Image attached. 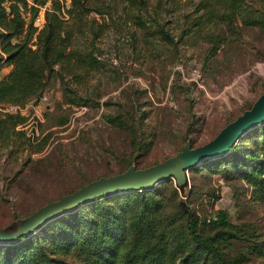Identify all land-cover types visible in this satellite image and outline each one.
I'll use <instances>...</instances> for the list:
<instances>
[{
  "label": "rangeland",
  "instance_id": "obj_1",
  "mask_svg": "<svg viewBox=\"0 0 264 264\" xmlns=\"http://www.w3.org/2000/svg\"><path fill=\"white\" fill-rule=\"evenodd\" d=\"M27 2L26 21L33 0ZM50 5V0L39 4L33 25ZM111 12H104V22L92 11L80 30L74 26L72 42L87 46L88 63L65 69L55 64L33 97L8 101L21 109L0 107V225L99 175L161 160L186 139L193 145L208 140L264 89V25L245 21L264 17V0H241L235 19L214 18L217 11L199 8L197 0H147L139 11L143 24L123 3ZM153 17L171 42L155 30ZM11 67L4 62L0 78ZM42 93L47 101H39ZM107 114L125 124L108 121ZM261 135L258 125L251 127L226 154L189 167L183 185L170 177L147 188L145 197L136 191L100 197L57 213L23 242L36 235L53 251L55 243L80 238L92 225L128 230L143 214L144 201L155 202L158 215L177 222L176 234L183 235L186 220L196 214L199 230L214 235L218 226L208 219L223 208L232 226L218 243L228 264H264V202L251 195L241 174L249 162L246 153L258 148ZM139 241L146 239L132 243ZM7 243L0 242V264H17ZM255 243L262 245L259 252ZM74 249L53 255L75 262Z\"/></svg>",
  "mask_w": 264,
  "mask_h": 264
},
{
  "label": "trees",
  "instance_id": "obj_2",
  "mask_svg": "<svg viewBox=\"0 0 264 264\" xmlns=\"http://www.w3.org/2000/svg\"><path fill=\"white\" fill-rule=\"evenodd\" d=\"M45 1L33 0L30 4L32 15L26 21L22 9L27 6V0H8V3L0 0V69L4 62L12 64L9 72L0 78V103L25 101L33 97L44 87L45 74L54 70L55 64L65 69L67 64H86L90 61L86 57L90 53L87 46L72 42L75 28L80 30L90 12L101 13L105 22L104 12L111 14V11L117 10L119 3H123L127 11H131L130 14L135 16L136 22H145L139 11L146 7L147 0H70L68 5L61 0H50L51 5L44 11L43 25L37 28L33 25L32 17L39 4ZM197 4L210 14L217 11L214 18L218 15V18L222 19H235L241 0H197ZM153 18L156 21L155 30L171 42V36L163 29L164 24L159 23L157 17ZM245 21L264 25V17L261 16L253 15V19L246 18ZM106 118L115 124H125L117 115L107 114ZM258 126L262 131L258 148L246 153L249 162L244 165L241 174L251 186V195L264 202V121ZM235 146L234 143L232 148ZM146 189L105 193L79 202L64 212L73 211L113 193L136 191L145 197ZM159 208L161 207L155 202L151 204L144 201L141 207L143 214L134 218L128 230L117 231L106 225H92L80 238H69L55 243V250L63 255L71 252V248L75 246L72 253L76 257L75 262H66L54 256L56 251L46 248L37 240L36 235L33 239L36 240L35 245L31 239L23 242L28 237L26 234L18 236L7 245L12 249L10 253L16 255L17 264H228L223 247L218 243L220 238L227 237L229 227L232 226L225 209H218L214 217L208 219L211 226H218L214 235L199 230L196 214H191L186 220V231L181 235L174 231L177 228L176 221L158 215ZM137 237L145 238V244L141 245L139 241L138 246L134 245L132 241ZM254 247L258 252L262 249V245L258 243H255ZM209 261L213 263H208Z\"/></svg>",
  "mask_w": 264,
  "mask_h": 264
},
{
  "label": "water",
  "instance_id": "obj_3",
  "mask_svg": "<svg viewBox=\"0 0 264 264\" xmlns=\"http://www.w3.org/2000/svg\"><path fill=\"white\" fill-rule=\"evenodd\" d=\"M264 121V89L251 105L223 124L208 140L193 145L186 139L174 153L144 166L130 163L125 169L92 178L75 189L51 199L30 213L0 225V242L14 241L40 226L44 221L64 212L79 202L105 193L129 189L149 188L174 177L177 185L187 181V169L207 159L225 154L248 129Z\"/></svg>",
  "mask_w": 264,
  "mask_h": 264
},
{
  "label": "built area",
  "instance_id": "obj_4",
  "mask_svg": "<svg viewBox=\"0 0 264 264\" xmlns=\"http://www.w3.org/2000/svg\"><path fill=\"white\" fill-rule=\"evenodd\" d=\"M34 19L36 20L37 27L40 28L43 25V22L45 20L44 10H41L40 14L38 13ZM38 25H40V26H38ZM47 100H48V98H47L46 93H42L39 96V101H47ZM0 104L2 105L0 107L3 110L17 111L18 109H21L20 105L18 103H14V102H5V103H0Z\"/></svg>",
  "mask_w": 264,
  "mask_h": 264
}]
</instances>
